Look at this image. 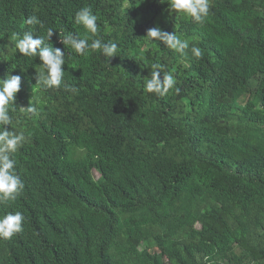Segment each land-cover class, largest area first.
I'll return each instance as SVG.
<instances>
[{"label": "trees", "instance_id": "1", "mask_svg": "<svg viewBox=\"0 0 264 264\" xmlns=\"http://www.w3.org/2000/svg\"><path fill=\"white\" fill-rule=\"evenodd\" d=\"M208 2L197 23L158 0H0V79L21 77L4 127L24 136L10 157L24 187L0 218L25 217L0 264H264V0ZM86 7L95 34L75 22ZM30 28L53 29L41 47L65 59L58 88L16 48ZM64 33L116 55H79ZM153 64L176 80L164 96L144 90Z\"/></svg>", "mask_w": 264, "mask_h": 264}, {"label": "clouds", "instance_id": "2", "mask_svg": "<svg viewBox=\"0 0 264 264\" xmlns=\"http://www.w3.org/2000/svg\"><path fill=\"white\" fill-rule=\"evenodd\" d=\"M158 2L161 4L166 2L169 10L187 14L197 23H203L209 13L208 0H158ZM96 21L97 17L92 14L90 8H83L75 14V22L82 25L88 33H97ZM25 24L36 26L40 25L41 21L33 15L25 19ZM52 33L53 29H47L46 39ZM146 37L151 41L153 39L162 40L169 49L182 56L186 55L188 43L174 32L166 34L153 28L147 31ZM61 38L64 44L71 46L79 55H86L89 50H98L105 57H112L117 52L116 43H107L102 46L101 40L93 39L89 44L87 36L74 38L70 33H64ZM14 39H16V48L20 54L25 57L38 56L42 62L39 84L45 89L60 87L65 73L61 65L66 63L60 50L53 51L50 45L41 47V45H45L46 39L43 36H34L32 28L26 31L22 38L14 37ZM191 51L196 58L202 55L199 48L193 47ZM152 69L151 77L144 83V90L147 93L164 96L174 88L176 80L171 73H164L161 79L160 66L157 64H153ZM20 83L21 77L19 75H8L7 78L0 79V203L15 200L24 187L23 181L15 172V159L10 158L11 154L15 153L21 146L24 136L4 127L11 124L9 110L14 108L13 101L20 90ZM175 91L178 93L179 89L176 88ZM25 109L27 113L33 116L37 115L39 111L33 105H29ZM24 219L25 217L21 212L5 214L0 218V238L9 239L15 233L20 232Z\"/></svg>", "mask_w": 264, "mask_h": 264}, {"label": "rangeland", "instance_id": "3", "mask_svg": "<svg viewBox=\"0 0 264 264\" xmlns=\"http://www.w3.org/2000/svg\"><path fill=\"white\" fill-rule=\"evenodd\" d=\"M93 176H94L95 179H97L98 176H99L98 172H93Z\"/></svg>", "mask_w": 264, "mask_h": 264}]
</instances>
